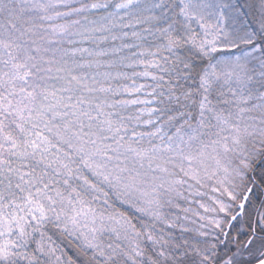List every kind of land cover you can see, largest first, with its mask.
Wrapping results in <instances>:
<instances>
[{
	"label": "snow or ice",
	"instance_id": "6c2138e0",
	"mask_svg": "<svg viewBox=\"0 0 264 264\" xmlns=\"http://www.w3.org/2000/svg\"><path fill=\"white\" fill-rule=\"evenodd\" d=\"M0 264H264V0H0Z\"/></svg>",
	"mask_w": 264,
	"mask_h": 264
}]
</instances>
